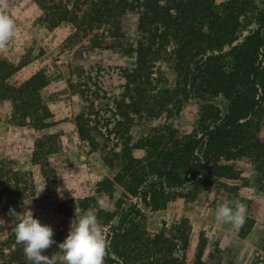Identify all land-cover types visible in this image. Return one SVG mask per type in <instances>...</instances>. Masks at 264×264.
<instances>
[{"label": "trees", "instance_id": "trees-1", "mask_svg": "<svg viewBox=\"0 0 264 264\" xmlns=\"http://www.w3.org/2000/svg\"><path fill=\"white\" fill-rule=\"evenodd\" d=\"M33 2L38 22L49 28L69 24L72 41L87 40L92 47L134 58L132 66L121 69L124 82L120 94L112 98L113 118H103L94 110L96 100L107 98L100 80L78 68L80 79L73 88L82 98L83 109L75 122L79 136L116 170L113 180L139 196L145 206L161 207L166 187L193 181L210 164L224 168L216 163L220 158L248 156L258 174L264 173V143L250 124L255 113L264 109V0ZM161 60L171 63L173 87L157 84L154 74ZM1 70L5 74L0 76V99L10 101L14 120L46 126L51 113L40 94L48 81L46 74L39 70L10 81L6 80L10 73L0 66ZM219 95L227 101L225 114L215 103ZM192 100L198 106L197 126L178 135L170 121ZM163 113L161 127L133 140L130 125L135 116ZM134 149L143 154L136 156ZM140 210L133 205L109 225L104 264H188L181 252L187 246L184 222L173 226L181 231L180 240L164 231L151 234L130 218ZM15 243L11 230L0 242V264H27L22 246L13 248ZM202 253L201 245L190 264H217L213 253L205 260Z\"/></svg>", "mask_w": 264, "mask_h": 264}, {"label": "rangeland", "instance_id": "rangeland-1", "mask_svg": "<svg viewBox=\"0 0 264 264\" xmlns=\"http://www.w3.org/2000/svg\"><path fill=\"white\" fill-rule=\"evenodd\" d=\"M6 13L16 24L15 36L0 50V66L10 73L6 80L44 72L48 81L40 94L51 116L45 119L47 125L43 128L32 121L19 124L12 117L10 101L0 99V242L18 219L31 212L41 224L52 227L56 243L44 254L52 256L54 264H61L58 244L76 216L95 211L106 234L109 225L135 205L140 213L130 218L148 233L164 231L180 240L181 231L173 226L184 222L187 246L181 252L188 264L194 261L201 245L202 259L213 253L217 264H264V173L258 174L251 158H220L216 163L224 168L210 164L193 181L166 187L161 207L145 206L139 196L113 180L116 170L105 165L100 151L79 136L75 122L76 114L83 109L82 98L73 88L80 79L78 68L100 80L107 98L96 100L94 110L103 118H113L112 98L120 94L124 82L121 69L132 66L134 58L117 50L92 47L87 40L72 41L69 24L49 28L38 22L33 0H7ZM131 25L130 36L134 38V20ZM4 74L1 70L0 76ZM154 75L160 87L175 84L169 61H159ZM215 103L225 114L227 101L219 95ZM197 119L198 106L192 100L169 121L182 135L195 129ZM164 122V113L135 116L130 134L137 140ZM250 124L264 143V109L255 113ZM47 148L52 151L46 152ZM133 153L141 156L143 151L134 149ZM106 177L111 182H103ZM98 197L109 203L107 210L97 209ZM234 199L246 205V220L241 226L225 224L215 217L218 205ZM10 209L15 212L10 213Z\"/></svg>", "mask_w": 264, "mask_h": 264}, {"label": "clouds", "instance_id": "clouds-1", "mask_svg": "<svg viewBox=\"0 0 264 264\" xmlns=\"http://www.w3.org/2000/svg\"><path fill=\"white\" fill-rule=\"evenodd\" d=\"M7 0H0V50L16 34L14 19L6 13ZM58 193L60 189H57ZM99 210H107L109 203L97 198ZM15 211L10 209V213ZM246 205L239 199L218 205L215 217L225 224L241 226L246 220ZM15 242L22 245L27 264H54L52 256L45 255L54 243V231L51 226L41 224L33 214L24 215L15 222L12 229ZM61 264H104L108 254L109 241L106 239L102 225L98 222L96 212L88 210L83 216L75 217L65 239L58 244Z\"/></svg>", "mask_w": 264, "mask_h": 264}]
</instances>
